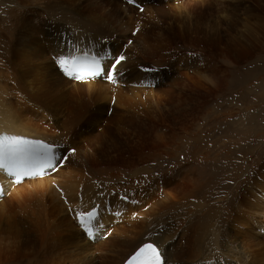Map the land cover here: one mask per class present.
<instances>
[{
    "label": "bare ground",
    "instance_id": "bare-ground-1",
    "mask_svg": "<svg viewBox=\"0 0 264 264\" xmlns=\"http://www.w3.org/2000/svg\"><path fill=\"white\" fill-rule=\"evenodd\" d=\"M3 1L0 133L59 144L66 155V149L76 152L57 170L19 183L0 168V264H124L150 241L166 264H264L263 161L232 192L223 183L233 182L236 173H226L233 165L220 163L226 154L216 148L200 154L213 160L198 161L184 174L176 163L156 174L147 165L156 157L176 161L175 140L185 131V123L174 117L154 121L156 86L179 82L178 75L186 81L187 57H194L197 64L200 59L212 64L205 67L218 82H212L214 88H224L229 69L264 50V0H137L143 11L127 0H99L96 8L82 0ZM138 26L141 31L132 35ZM107 50L127 55L115 83L77 81L57 63L61 55ZM194 50L197 57L188 56ZM186 101L178 100L172 114L183 116ZM193 107L199 108L198 101ZM195 149L181 152L182 161L194 159ZM214 198L207 212L222 207L232 231L220 240L207 231L224 244L227 256L219 263L206 260L209 252L200 245L207 234L202 219L188 223L181 213L171 214L192 199L205 204ZM93 207L98 216L90 238L76 213Z\"/></svg>",
    "mask_w": 264,
    "mask_h": 264
},
{
    "label": "rangeland",
    "instance_id": "rangeland-1",
    "mask_svg": "<svg viewBox=\"0 0 264 264\" xmlns=\"http://www.w3.org/2000/svg\"><path fill=\"white\" fill-rule=\"evenodd\" d=\"M5 1L7 0H4L3 2ZM49 1L52 2L51 0ZM82 3L93 4L96 8L99 3V0L98 1L82 0ZM129 5L137 8L136 4L129 3ZM192 53L194 54L193 56H195L196 50L191 52L189 51L188 56L191 55ZM203 57H204L203 53H200L199 58H203ZM263 58H264V50L262 52H259L257 55H255L252 59H249V61L247 60L242 63L240 62L239 64L240 66H238V68H233L232 70L229 69L227 71L228 76L226 77V82L224 83L226 84L225 85L226 88L217 87V89H215L212 82L216 83L217 81L214 80L215 77L211 74L210 68L205 67V66L211 67L212 64H209L206 60L203 59H200L198 62L199 64H197L195 62L196 58H194V61H192L190 57L189 58L187 57V59L189 60L188 64L190 67L188 66L185 71L188 74L186 81L181 82L182 76L178 75L177 80L179 82L171 80V83L174 84V86L172 85L170 86L169 85L171 84L170 82L168 85H163L159 83L156 86L158 95L156 94L157 96L154 100V104H155L153 107L155 111L154 112L155 115L153 116L154 121L157 124H163V121L171 122L172 118L174 117L176 120L185 123V127H183L185 131H183L184 129L182 130L183 136L181 134L180 137V138L184 137L183 139L175 140L177 144H180L179 146L177 145L178 146L177 148L174 145L175 143L174 141H172L171 144L172 146L171 148L173 149L176 148L174 149L175 152L174 154H176V156L174 155L172 157V158L175 157L174 159H176V161H172L169 158L165 159L164 157H159V158L156 157L152 159V161L148 162L147 165L153 168L152 172L154 174L160 173V171H162L163 169H168V167L173 165L174 163L178 164L177 166H180L182 168L180 170V173L184 174V172L185 173L190 172L195 167L194 165L196 164V162L199 161V163H202L203 161L213 160L212 158L200 159L202 156L200 154H203L202 152L203 151L206 152V150L209 148H216L218 152L226 154V156L223 155V157L220 160V163L229 164L230 162V164L233 165L232 167H230V169L226 170V173L229 174L230 171H231V175L232 172L236 173L235 179L233 180V182L226 181L227 183L226 182L223 183V186L225 185L227 187H232L231 192L239 187L240 182L244 178H246L251 171L255 170V166L258 164V161L259 162L260 160L261 162L263 161L262 168H264V59ZM216 65L218 66L219 69H222V71L218 69L219 73L224 71L223 68H221L222 65H220L219 62H215L213 66L216 67ZM196 66H198V68L200 69L196 70L197 68ZM207 69L209 71H207ZM255 69L257 70L255 71ZM197 72L199 74H197ZM201 73L203 76L201 75ZM206 75L209 79L206 77ZM101 79L103 80V78ZM216 84L218 85V82ZM152 86L154 87L155 83ZM180 86L183 92H181L178 95ZM197 86L199 87L196 88ZM144 87L150 88V85L149 86L145 85ZM166 89L168 93L167 91L165 92ZM184 97H187V101H186V111L184 113L182 112L183 116L182 114L181 115H178L176 113L172 114V111L175 110L174 107L178 102V100H183ZM193 101H198L199 108L192 110V108L196 107V106L193 107ZM109 114H110V110L108 111V115ZM167 114L171 115L172 117L167 118L166 117ZM185 115L186 117H184ZM182 117L184 118L182 119ZM166 126H168L166 127L168 129H170L171 127V125H166ZM195 148H197L198 151L196 152V154H194L195 158L193 159V157L192 158L190 157L182 161V156L184 152L188 150H190V152L196 151ZM199 148L200 150H198ZM176 150H178L179 152ZM240 166L242 167L240 168ZM235 167L236 168L238 167L239 171L233 169ZM198 169L200 170L199 166ZM142 176L145 177L144 174H142ZM228 182H230L231 184ZM215 200L216 198L210 199L206 201L204 204V202L202 203L201 201H199L200 202L199 203L197 201H193L192 199L191 202L184 204L182 208L179 209V212L178 210H176L174 211V213L172 212L171 214L174 216L175 214L177 215L178 213H181L178 214L180 219L181 220L185 219V221L188 223L190 221L199 222V220L202 219L200 228L204 229L206 233L208 230H209L208 233L212 230L214 235L218 237L220 240L222 239L220 238L221 234L222 237L224 238V236L225 237L228 236V234L232 233V231L230 228H226L227 227L226 220L223 221L225 219V212H223V210L220 212L222 207H220L218 210H216V207H213L212 208L213 212L210 213L207 212V210L210 209L209 205L215 204ZM116 208L117 210L120 209V207H118L117 205ZM117 210L114 212V214L117 213ZM171 214L169 213L167 215H171ZM208 225H210L209 228ZM257 231L259 234H261L258 228ZM208 233L203 236L204 239L200 241L201 242L200 245L203 246V250L205 249L207 252H209V256L206 257V260L219 263L221 256H225V258L227 256L225 255V251L223 255V251L221 250L224 248V244H219L218 240L215 242L213 239L214 238L213 233H211L212 235ZM103 234H106V232L105 233L103 232ZM106 235H108V233Z\"/></svg>",
    "mask_w": 264,
    "mask_h": 264
},
{
    "label": "snow or ice",
    "instance_id": "snow-or-ice-1",
    "mask_svg": "<svg viewBox=\"0 0 264 264\" xmlns=\"http://www.w3.org/2000/svg\"><path fill=\"white\" fill-rule=\"evenodd\" d=\"M127 2L136 4L137 0H127ZM140 10L143 11V8L141 7ZM139 31L141 28L138 26L132 35L138 34ZM132 43V40L128 41V45ZM126 60L125 50H121L119 54L107 50L104 54L91 55L88 52H83L79 56L65 57L61 55L57 57V63L66 76L77 81L103 78L111 83H115L116 77L122 75L118 66ZM104 61H108V63L105 64ZM145 71H159V69H145ZM62 147V145L43 140L0 133V168L6 169L9 174L14 175L16 183H19L24 177L43 175L46 170L55 171L64 166L70 159V155L76 152L75 148L66 149L65 151L68 153L66 155L64 152L58 151ZM97 216L98 212L95 207L91 211L76 213L78 222L90 238L94 234L92 222ZM125 264H166V259L157 244L150 241L137 248L128 257Z\"/></svg>",
    "mask_w": 264,
    "mask_h": 264
}]
</instances>
